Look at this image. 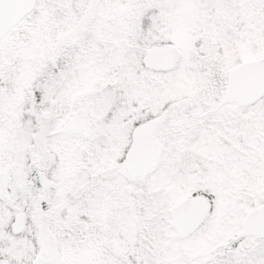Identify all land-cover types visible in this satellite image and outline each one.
I'll use <instances>...</instances> for the list:
<instances>
[{"label":"snow or ice","instance_id":"obj_1","mask_svg":"<svg viewBox=\"0 0 264 264\" xmlns=\"http://www.w3.org/2000/svg\"><path fill=\"white\" fill-rule=\"evenodd\" d=\"M0 264H264V0H0Z\"/></svg>","mask_w":264,"mask_h":264}]
</instances>
